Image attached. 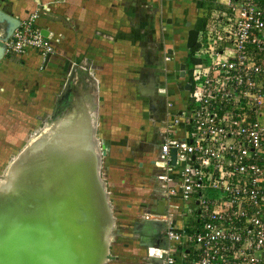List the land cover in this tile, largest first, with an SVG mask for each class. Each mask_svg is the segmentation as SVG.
I'll use <instances>...</instances> for the list:
<instances>
[{"label":"built area","instance_id":"1","mask_svg":"<svg viewBox=\"0 0 264 264\" xmlns=\"http://www.w3.org/2000/svg\"><path fill=\"white\" fill-rule=\"evenodd\" d=\"M224 5L198 28L196 62L180 75L192 86L186 104L155 131L135 264H264V0ZM39 10L19 18L6 52L50 51Z\"/></svg>","mask_w":264,"mask_h":264},{"label":"rangeland","instance_id":"2","mask_svg":"<svg viewBox=\"0 0 264 264\" xmlns=\"http://www.w3.org/2000/svg\"><path fill=\"white\" fill-rule=\"evenodd\" d=\"M6 1V10L16 9L15 3ZM183 1H162L163 16L160 17V28L154 33L149 31L143 35L135 30L129 33L123 30L124 23H120L111 40H108L105 29L96 27L93 19L86 15L85 19L82 18L84 13L89 14L87 10H91V5L60 1L64 5L67 3L68 10L64 6V13H61L59 4L56 8L54 17L63 19L56 21L58 30L47 39L51 43L50 51L45 54L39 52L41 56L36 54L32 60H20L14 67L10 64L0 76V180L7 175L6 169L10 168L15 156L23 152L12 166L18 171V179L43 194L54 193L58 191L57 185L62 179L49 182L50 174H57L63 169L67 171L70 165H75L76 158L69 156L75 154L73 149L76 147L82 154L93 153L90 140L82 133L68 146L44 143L33 150L26 145L31 136L46 126L47 120L50 131L56 125L67 123L69 109L75 108L77 102L75 93L79 85H73L76 75L72 70L86 56L94 60L101 81V109L95 110L93 123L101 154L99 176L106 183L116 217L114 230L117 236L116 239L111 236V253L117 257L106 264L139 263L140 257L145 254L140 242L142 239H139L140 234L135 236L132 221L147 196L146 191L155 174V165L150 161L154 158L151 151L155 147V131L158 126L161 128V119L168 110H177L185 103L180 64L186 63L189 50L185 34L188 18L182 20L179 17H183L185 7H188L187 13L193 10L194 0H187V6ZM213 6L218 4L213 3ZM41 12H44L42 8ZM164 14L168 15V19ZM65 26L69 28L66 35L61 31ZM168 49H172L173 53H168ZM146 55L157 57V63L146 65ZM95 74L98 76L97 71ZM32 79L37 82V88L29 83ZM79 82L84 83L82 78ZM84 84V91H89L87 82ZM89 93L83 94L86 99L93 97ZM186 93L189 95L190 91L186 90ZM168 101L172 102L169 107L166 106ZM84 108L87 110L88 106ZM153 111L160 115L159 120L153 119ZM62 149L68 150L67 156L50 165L48 162L58 157L56 154L60 156ZM71 172L64 173L70 176Z\"/></svg>","mask_w":264,"mask_h":264},{"label":"water","instance_id":"3","mask_svg":"<svg viewBox=\"0 0 264 264\" xmlns=\"http://www.w3.org/2000/svg\"><path fill=\"white\" fill-rule=\"evenodd\" d=\"M4 21L8 23V26L4 29L6 36L4 39L0 38V46L3 48L4 40L20 24V19L14 16V14L2 11L0 4V31L4 28L2 27ZM187 26L189 29L186 32V47L191 49L196 45L199 29L193 27L191 22H187ZM43 34L47 36L46 31H43ZM171 53H173L172 49ZM185 74L186 63L182 62L180 64V75L184 77ZM184 88L190 90L192 88L191 83H186ZM72 145L76 147L75 144ZM74 149H79V147ZM67 151L62 149V154L60 156L56 154L58 157L52 158L48 163L50 165L52 162L53 165L55 162L58 163L61 158L67 156ZM172 155L173 162H175V148L172 150ZM74 156L76 155L72 153L69 158ZM95 157L93 153L92 159L93 161L95 160L94 163H96ZM75 158L77 159V157ZM94 166L96 167V165ZM70 170L73 171V168ZM67 171L63 169L59 170L57 174H50L49 182H53L56 178L63 180L62 175H66L64 172ZM92 171L90 177L95 182L92 188H89L88 184L90 180L88 179L87 184L80 187L79 190L84 192L81 197L85 196L87 200L86 208L92 211L94 226H96L97 231L101 232L103 231L102 227L106 225L105 223L108 224L110 222L112 214L108 210V202L104 193L103 184L101 183L99 171L96 172L95 169ZM61 182L57 185L58 191L54 193L47 192L43 194L40 190L31 191L30 198L34 201L31 204H28L25 196L20 195V193L6 197L9 202L0 208V231L2 230L4 232L8 230L11 235V240L13 238H17V240L9 249L6 257L1 255V253H3L4 247L6 248L10 242L8 233L4 236L6 238L3 237L4 240L0 241V264H92L97 253V246L93 245L96 244L94 241L99 239V236L92 234L87 236L82 230H78L79 235L72 234L71 231L73 228L71 226H73V215H71V208L74 207L73 204L76 202V191L73 190V185L69 189L62 188L61 190ZM32 192H35V194ZM10 200L14 201L10 202ZM36 206L39 209H35ZM31 207L33 209H30ZM87 232L85 231V233ZM98 242L101 243V239ZM68 256L72 258L71 262H69ZM114 257L117 256H114L110 252L108 258L111 260Z\"/></svg>","mask_w":264,"mask_h":264},{"label":"crops","instance_id":"4","mask_svg":"<svg viewBox=\"0 0 264 264\" xmlns=\"http://www.w3.org/2000/svg\"><path fill=\"white\" fill-rule=\"evenodd\" d=\"M60 1H77L78 4L83 3L91 5V10H87L86 14L84 13L83 19H85V15L87 18L93 19L94 23L96 24V27L99 29H105L106 36H108V40H111L112 35H115L117 32V27H119L120 23H124L125 27H122L123 30L129 31L131 33L132 31H138L141 34H146L149 31L155 32L158 28H160V17L163 14L161 12V4L163 0H60ZM58 2V0H9L11 4L15 3L16 9H10L6 10L5 7L8 5V2L2 1V11L6 13L14 14L17 18L23 19L25 16H27L28 12H31L32 10H35L37 8L44 11L43 14L41 12L39 19L37 20L38 25L40 26L42 32L46 31L47 36L51 37L56 30H58L56 21L62 20L63 17H59L58 20L54 16L56 15V12L58 8V4L60 5V11L61 13H64V6L65 10H68L66 8L67 3L62 4V2ZM168 2H174L175 0H167ZM223 0H194L192 1V7L193 10L190 11V13H187L186 10L188 7H185V10L183 12V17L188 18L186 19L187 22H191L193 27L200 28L205 25V19H209L212 16V13H214V10H218V13H222L221 10H225L226 6L222 3ZM213 3L220 5V7L213 6ZM123 4V6H120ZM183 4L187 6V0L183 1ZM205 8V9H204ZM187 13V14H184ZM163 16V15H162ZM164 17L168 19V15L164 14ZM57 19V20H56ZM171 20V19H170ZM189 20V21H188ZM172 22V21H169ZM186 22V25H187ZM68 24V22H67ZM204 24V25H203ZM8 23L4 21L2 23L3 30L7 28ZM83 26H85V23H83ZM188 27V26H187ZM68 27L65 26L63 33L65 35L67 34L66 31ZM69 29V28H68ZM189 27L187 28L188 31ZM109 34V35H108ZM186 34V33H185ZM5 47L3 48L0 46V76L5 71L4 68H8L11 64L13 67L18 65V61L29 58L30 60L34 59L35 55L38 54L36 50L33 49H27L26 53L22 55H10L8 52H5ZM102 49V48H100ZM168 53H171V49H168ZM7 54V55H6ZM172 54V53H171ZM38 56H41L38 54ZM159 56V55H158ZM93 57V55H92ZM147 64L150 63L152 65H155L157 63V57L155 56H147ZM48 64V63H47ZM150 65V66H152ZM33 66H35L33 64ZM49 67V65H47ZM47 67V68H48ZM74 67V65H73ZM95 71H97L98 76H96ZM72 73H74L75 78L73 79V85H77L76 88V99L77 104L83 106H88L91 110H100L101 104H100V85L101 83L99 78V72L98 68L95 67L94 60L90 56H86L81 60V64L77 65V67L73 68ZM167 74V73H166ZM83 79V82H87V88H89V91H84L85 84L80 83L79 80ZM33 86H37V82L32 79L29 82ZM46 83V82H45ZM41 86V82L39 83ZM35 86V87H36ZM37 88V87H36ZM149 91V90H148ZM90 92V93H89ZM84 93H89L93 97L89 96L87 99L85 98ZM88 100V101H84ZM92 98V99H91ZM165 110V109H164ZM118 234V233H117ZM138 237V234L135 235ZM136 251V250H135Z\"/></svg>","mask_w":264,"mask_h":264},{"label":"bare ground","instance_id":"5","mask_svg":"<svg viewBox=\"0 0 264 264\" xmlns=\"http://www.w3.org/2000/svg\"><path fill=\"white\" fill-rule=\"evenodd\" d=\"M3 33V30L1 31ZM77 101V99H76ZM84 101H88L85 100ZM90 102V101H88ZM71 110L70 115H69V120L66 119L67 123L61 124L59 126H55L54 130L50 131L49 130V125H48V120L46 123V126L39 127V131H37L33 136L30 137V140L28 144L26 145L28 149H35L38 145L41 146L42 144H61V145H68L70 141H76V136L78 134L86 135L87 138L91 142V150L94 153V156H96V163H94L92 159V155L87 154H82L79 152V149H74L75 155L74 157H77L75 160V165H70L68 171H70L71 168H73L72 173L70 176L68 175H62V178H64L61 182V190L62 188L64 189H69L73 185L74 191H76V202L73 204L74 207L71 208L72 212L71 215H73V226H71L72 229V234H77L79 235L78 230H82L84 234L87 236H90L91 234L94 236H99V239H101V243L98 242L99 239L94 241L96 244L93 246H97V253L96 256L94 257V260L92 264H106L110 259L108 258V255L111 252L112 244H113V238L111 236H114V239H116V234H115V221L116 217L114 215V211L111 206V202L109 199V191L107 190L106 183L104 179L101 177V183L103 184V189L104 193L108 202V210H110V213L112 214V218L110 222L102 227L103 231H97V228L92 221V216L93 213L91 210L86 208V198L81 197L84 192L79 190L80 187H83V185H86L88 182V179L90 180L89 188H92L94 185V180L93 178L90 177L92 174V170H96V172H100V166H101V154L98 149L96 137H95V129L94 126L95 124V110H91L89 107L87 110L81 105H78L77 102L75 103V108L69 109ZM73 110V111H72ZM87 118H89V122L87 123ZM42 126V125H41ZM90 126L92 127V130H90ZM80 128V129H79ZM49 131H47V130ZM43 132V134H41ZM91 132V134H90ZM41 134V135H40ZM77 143V142H76ZM44 144V145H45ZM63 152V151H62ZM23 152H19L17 156H15V159H13L12 164H10V168L6 169L7 175H4V177L0 180V208L2 205L4 206L5 204L7 205V202H9L6 197L15 193H20V195L25 196L26 202L28 204L34 203V201L31 200L30 198V192L31 191H36L34 188L30 187L27 185L24 181L18 179V174L17 170L15 171L13 169V164L16 160H18V157L21 156ZM94 158V157H93ZM78 160V161H77ZM96 165V167L94 166ZM9 167V166H8ZM5 171V172H6ZM90 177V178H89ZM87 178V179H85ZM86 180V181H85ZM7 181V182H6ZM87 185V186H88ZM2 187V188H1ZM35 194V192H32ZM25 201V200H24ZM35 209H39L38 206L35 207ZM115 217V218H114ZM85 231H88L85 233ZM0 241L4 240V237L6 233H8L9 240L10 242L8 243L7 247H4L3 253L1 255L7 256L9 249L16 243L17 238H13L11 240V235L9 234L8 230L6 231H0ZM112 236V237H113ZM4 237V238H3ZM87 238V237H86ZM93 241V240H91ZM69 262H71L72 258L68 256Z\"/></svg>","mask_w":264,"mask_h":264},{"label":"flooded vegetation","instance_id":"6","mask_svg":"<svg viewBox=\"0 0 264 264\" xmlns=\"http://www.w3.org/2000/svg\"><path fill=\"white\" fill-rule=\"evenodd\" d=\"M189 51H190V49L188 50V52H187V58H186V69H188V66H187V60H188V56H189ZM182 92H183V94H184V101H185V99L187 98V93H186V89L184 88L185 87V84L184 85H182ZM151 115H153V119L156 121V119H158L159 117H160V115L157 113V111H156V113H154V111L151 113ZM161 118V117H160ZM158 129V128H157ZM156 129V130H157ZM143 227V225L141 224L140 225V227H139V229H141Z\"/></svg>","mask_w":264,"mask_h":264},{"label":"trees","instance_id":"7","mask_svg":"<svg viewBox=\"0 0 264 264\" xmlns=\"http://www.w3.org/2000/svg\"><path fill=\"white\" fill-rule=\"evenodd\" d=\"M193 51H194V48H191L189 51V56H188V60H187V66H188V69L190 71H191V68L193 67L194 63L196 62V60L192 56Z\"/></svg>","mask_w":264,"mask_h":264}]
</instances>
